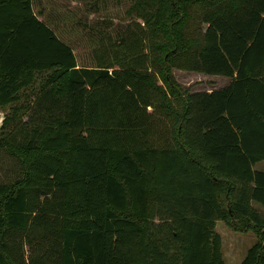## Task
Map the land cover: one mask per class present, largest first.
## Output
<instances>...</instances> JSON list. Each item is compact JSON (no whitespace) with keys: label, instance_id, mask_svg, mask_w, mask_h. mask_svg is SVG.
Wrapping results in <instances>:
<instances>
[{"label":"trees","instance_id":"16d2710c","mask_svg":"<svg viewBox=\"0 0 264 264\" xmlns=\"http://www.w3.org/2000/svg\"><path fill=\"white\" fill-rule=\"evenodd\" d=\"M35 1L0 0V264H225L216 221L264 264V0H129L85 65Z\"/></svg>","mask_w":264,"mask_h":264},{"label":"rangeland","instance_id":"374dc122","mask_svg":"<svg viewBox=\"0 0 264 264\" xmlns=\"http://www.w3.org/2000/svg\"><path fill=\"white\" fill-rule=\"evenodd\" d=\"M128 4L129 0L119 3L107 0L96 4L85 0H41L34 2V10L73 47L78 63L85 65L91 63V50L98 37L104 33H113L130 20L125 13ZM194 25L193 23L190 27L193 29ZM172 76L177 84L189 92L216 89L229 80L224 76L177 69L172 70ZM3 115L4 112L0 111V125ZM253 169L264 172V160L254 164ZM18 170H20L18 160L0 149V181L14 180ZM252 206L264 214V209L257 203H252ZM214 229L221 236V252L225 264H239L256 241L252 232L233 231L223 221H216Z\"/></svg>","mask_w":264,"mask_h":264},{"label":"crops","instance_id":"0c3cea01","mask_svg":"<svg viewBox=\"0 0 264 264\" xmlns=\"http://www.w3.org/2000/svg\"><path fill=\"white\" fill-rule=\"evenodd\" d=\"M178 70V69H177ZM184 71V70H183ZM186 72H190V71H186ZM195 73H197V72H195ZM198 74H201V73H198ZM229 81H230V79L225 83V84H223L222 85V87H224V86H226L228 83H229ZM222 87H219V88H222ZM219 88H216V89H219ZM215 89V88H214ZM214 89H212V90H214ZM204 91H211V90H204Z\"/></svg>","mask_w":264,"mask_h":264}]
</instances>
